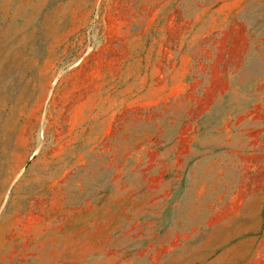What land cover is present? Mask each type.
<instances>
[{
    "label": "rangeland",
    "instance_id": "obj_1",
    "mask_svg": "<svg viewBox=\"0 0 264 264\" xmlns=\"http://www.w3.org/2000/svg\"><path fill=\"white\" fill-rule=\"evenodd\" d=\"M0 264H264V0H0Z\"/></svg>",
    "mask_w": 264,
    "mask_h": 264
}]
</instances>
